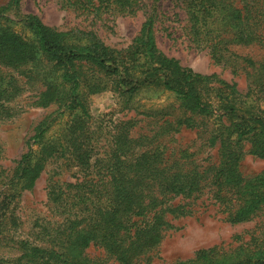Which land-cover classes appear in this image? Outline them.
<instances>
[{"label":"rangeland","instance_id":"rangeland-1","mask_svg":"<svg viewBox=\"0 0 264 264\" xmlns=\"http://www.w3.org/2000/svg\"><path fill=\"white\" fill-rule=\"evenodd\" d=\"M261 1L264 7V0ZM189 2L142 0V6L135 7L133 13H97L92 7L69 5L66 1L61 4L59 0H0V6L5 7L1 22L23 39L29 40L32 35L22 17L32 14L43 24L66 33L70 44L80 46L88 39L98 38L117 51L131 45L143 22L151 17L154 43L164 55L193 72L212 77L200 94L209 99L213 113L207 118L190 113L181 106L178 96L160 85H139L126 97L110 79L102 81L96 65L84 61L70 67L79 82L74 90L70 82L61 78L62 69H54V60L44 55H38L32 63L0 61V264H35L26 261V257L18 259L25 244L59 249L60 240L71 228H80L79 216L93 212L94 207L90 204V210L82 212L78 208L84 207V202L77 201L73 193L66 196L63 192H74L80 184L85 197L97 204V173L102 172L97 159L108 157L114 150L111 134L119 120H135L130 133L138 136L153 134L167 119L172 130H178L160 137L166 146L165 154L179 156L187 148L195 152L190 158L203 168L218 157L217 141L213 145L205 142L209 130L218 122L217 114L222 112L215 89L224 88V95L235 97L237 105L249 103L264 112V86L257 82L264 75L259 65L264 61V45L228 39L220 44L223 51L216 55L210 44L217 42L215 29L234 32L229 28L232 23L223 14L203 10L201 5L196 27L209 26L213 30L211 35H203L200 29H194L195 21L188 14ZM233 5L240 7L242 1L233 0ZM250 61L255 64L250 65ZM128 71L137 74L134 69ZM51 80L57 82V88L54 97L48 99L45 89ZM185 122L195 125L188 127ZM43 127L46 131L42 142L55 149L33 184L24 187L14 172L22 164V156L37 148L33 136ZM77 144L80 146L76 149ZM248 148L246 143L238 162V171L244 178L264 171V158L247 153ZM207 196L193 201L191 213L165 216L169 226L151 252L152 264L191 258L200 248H253L264 239V214L231 224ZM171 201L177 204L179 198ZM99 251L92 244L84 249L91 258L97 257Z\"/></svg>","mask_w":264,"mask_h":264},{"label":"trees","instance_id":"trees-1","mask_svg":"<svg viewBox=\"0 0 264 264\" xmlns=\"http://www.w3.org/2000/svg\"><path fill=\"white\" fill-rule=\"evenodd\" d=\"M59 1L61 4L66 1L69 5L92 7L97 13H133L135 7L142 6V0ZM241 1L240 7L233 5V0H191L187 4L191 10L188 12L190 19L195 21L194 29L198 32L200 29L203 35L206 32L212 34L213 30L209 26L196 27V22L201 18V5L203 10L218 16L223 14V18L232 23L229 28L234 32L220 27L215 29L218 39L210 44L216 55L223 51L220 44L228 39L229 42L264 45L263 1ZM4 8L0 6L1 15ZM1 15V62L32 63L38 55H44L48 60H54V69H62L61 78L64 82H70L69 86L74 90L79 82L70 67L75 62L84 61L96 65L97 72L102 74V81L110 79L126 97L139 85H160L178 96L181 106L190 113L203 118L212 113L209 99L200 94L212 77L193 72L181 66L176 59L164 55L154 43L151 17L143 22L131 45L117 51L104 45L98 38L88 39L80 46L70 44L65 39L66 33L43 24L32 14L22 17L32 35L26 40L15 35L9 26H4ZM218 45L220 49H217ZM249 64L255 63L250 61ZM259 65L264 70V61ZM130 69L137 74L129 72ZM262 70L260 72L264 74ZM254 81L253 86L256 85ZM257 82L264 86V75ZM104 87L106 85H102ZM56 88L57 82H47L45 96L52 99ZM223 89H215L222 112L217 114L218 122L205 138L210 145L215 141L218 143L216 162L201 168L190 158L195 152L187 148L179 156L166 155V146L160 137L178 130H172L167 119L153 134L138 136L130 133L135 120H119L111 134L114 150L108 157L97 159L102 171L97 173V204L92 198L85 197L80 184L76 185L74 192H63L66 196L73 193L77 201L84 202L85 206H79L78 210H90L92 205L94 211L79 216L80 228H71L60 240L61 248L25 244L18 259L26 257V261L35 264H108V261L152 264L151 252L158 246L163 230L169 226L165 216L191 213L193 201L205 194L208 195L206 198L213 199V204L231 224L264 214V171L249 178L242 177L238 171V162L244 154L246 143L249 144L247 153L264 158V112L249 103L237 105L236 98H229L228 93L224 95ZM185 124L188 127L195 125ZM45 131L43 127L33 136L38 142L37 148L30 149L22 156L23 162L14 172L24 187L33 184L44 162L55 149V146L42 142ZM79 146L77 144L75 148ZM174 198H179V202L183 203H172ZM262 233L264 236V231ZM91 244L100 249L97 257H88L84 252ZM166 264H264V239L253 248L248 245H238L231 251H218L216 247L200 248L191 258Z\"/></svg>","mask_w":264,"mask_h":264}]
</instances>
